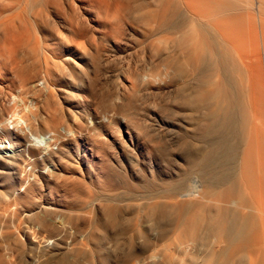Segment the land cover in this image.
Listing matches in <instances>:
<instances>
[{
    "label": "bare ground",
    "instance_id": "1",
    "mask_svg": "<svg viewBox=\"0 0 264 264\" xmlns=\"http://www.w3.org/2000/svg\"><path fill=\"white\" fill-rule=\"evenodd\" d=\"M75 1L93 24L77 17ZM241 1L0 0V141L7 144L0 149L14 163L9 175L27 180L23 197L39 183L27 167L50 163L61 180L57 198L34 217L42 230L77 243L87 224L97 242L98 224L110 225L122 251L114 264H264V0L250 6L258 18ZM65 4L66 29L51 28L48 13ZM256 28L260 41L250 32ZM52 34L94 68L101 48L124 53L123 93L98 88L72 52L56 59ZM247 43L260 47H237ZM74 68L87 84L74 82ZM162 78L175 96L159 112L183 128L184 171L166 165L134 186L120 163L92 165L87 157L101 153L103 129L118 132L120 123L144 146L147 165L167 160L137 104ZM60 97L71 112L64 126ZM6 197L0 193V209L14 203ZM66 250L59 245L57 253Z\"/></svg>",
    "mask_w": 264,
    "mask_h": 264
},
{
    "label": "rangeland",
    "instance_id": "2",
    "mask_svg": "<svg viewBox=\"0 0 264 264\" xmlns=\"http://www.w3.org/2000/svg\"><path fill=\"white\" fill-rule=\"evenodd\" d=\"M241 3L243 7L248 9L247 12L249 11L250 16L258 18V14L256 15L255 11L257 0H242ZM74 5L77 17L88 25L93 24L92 21H89V13L81 9L80 2L75 1ZM250 6L254 7L252 8L255 9V13ZM67 10L65 4L62 8L60 7V10L53 9L50 11L47 17L49 26L53 29L58 28L60 31H64L68 24ZM250 32L256 33L258 41H260V30L258 28ZM47 42L48 48H59L57 51L60 52V55L56 59L66 57L68 53L71 54L70 52H72L71 57L79 65V69L87 71L92 80L98 85V88L103 89L105 92L123 93L124 86L128 83L126 81L127 76L124 75L123 71L125 65L121 62V59L126 57V55L121 53L120 50L118 51V49L109 48L108 46L101 48L100 56L97 58L94 68L93 61L91 63L87 58L81 61L80 58L75 56V51L69 52L70 45L66 44L64 40L61 41L52 34L47 37ZM83 42L86 45L88 41ZM80 43L81 39L78 40V45ZM247 44L237 47L248 49L260 47L259 43L258 45ZM73 70L77 74L74 82L78 84L88 83V76L78 72L76 68ZM66 83H70L69 80L63 79L61 85ZM173 86L168 78H162L160 79V84H155L153 89L143 93L137 101L140 107L141 104L144 106L146 119L150 118L148 132L156 137L158 135L159 139H162L163 145L166 146L168 156L166 161L150 162L147 165L149 159L145 155L144 146L137 144L134 139H131L124 123L118 124V132L110 126L103 129L105 144L100 145V148L96 149L100 150L101 153L89 155L87 157L88 161L95 166L103 163L110 165L120 163L124 168L126 180L134 186L141 185L145 177H149L151 173L161 171L166 165L180 168L178 172H183L184 167H186V146L180 142L181 135L184 134L183 128L170 126L164 117L165 114L159 112L162 107L166 106L174 98L175 91ZM59 103L62 106V118L59 122H61V126H64L66 123H70L71 112L67 111V103L64 102L63 97H60ZM98 106L99 111L102 110V106ZM71 108L72 111L78 112L77 108L73 106ZM152 108L155 111H152ZM38 113L44 116L41 109H38ZM156 113L160 116H157ZM107 116L109 117L108 114ZM117 117L119 118L120 116ZM91 118H88L89 123L92 121ZM6 145V143H1L0 141V147ZM5 155L0 149V193L7 196L6 199L14 200V203L10 204L7 202L9 203L5 205L7 208L2 207L0 209V264H57L62 258H65L66 264H75L72 260H77L79 264H114V259L121 255L122 251L114 249L116 239L113 237L114 229L110 225L98 224L100 233L96 232L97 242L93 238L94 230L88 228L87 224L80 226L83 236L77 243L71 238L72 242L69 236L64 237L58 230L51 228L46 231L42 230L34 217L39 215V212L42 213V207H48V203L53 198H57L58 192L56 191L59 189L61 180L59 177L55 178L50 172L53 169L50 163L46 165L47 167L38 164L34 168L27 167L26 171L31 177V182L34 174L35 180L38 178L37 181L39 183L32 198L23 197L28 185L27 180L24 179L22 181L17 173L15 176L9 175L13 171L9 167H12L14 163L4 157ZM46 155L47 152L41 153L31 158V162L34 159H38V163H40ZM7 163H10V166L7 167ZM12 186H14L13 189H11ZM2 203L3 201H0V204ZM3 211L7 212L6 216H3L5 213ZM59 245L65 246L67 250L57 253Z\"/></svg>",
    "mask_w": 264,
    "mask_h": 264
}]
</instances>
